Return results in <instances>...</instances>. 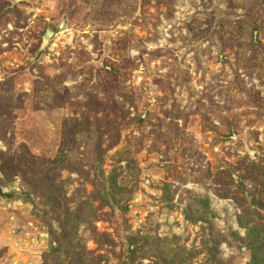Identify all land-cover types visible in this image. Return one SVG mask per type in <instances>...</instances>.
Instances as JSON below:
<instances>
[{"label": "rangeland", "instance_id": "374dc122", "mask_svg": "<svg viewBox=\"0 0 264 264\" xmlns=\"http://www.w3.org/2000/svg\"><path fill=\"white\" fill-rule=\"evenodd\" d=\"M0 264H264V0H0Z\"/></svg>", "mask_w": 264, "mask_h": 264}, {"label": "water", "instance_id": "95a60500", "mask_svg": "<svg viewBox=\"0 0 264 264\" xmlns=\"http://www.w3.org/2000/svg\"><path fill=\"white\" fill-rule=\"evenodd\" d=\"M51 35H52V32L49 31V30H47L46 33H45V35H44L43 38H42L43 41L46 42V41L48 40V38L51 37Z\"/></svg>", "mask_w": 264, "mask_h": 264}]
</instances>
